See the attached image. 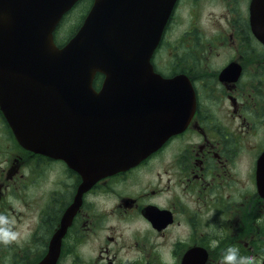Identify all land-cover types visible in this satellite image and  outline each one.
I'll return each instance as SVG.
<instances>
[{"label":"flooded vegetation","instance_id":"1","mask_svg":"<svg viewBox=\"0 0 264 264\" xmlns=\"http://www.w3.org/2000/svg\"><path fill=\"white\" fill-rule=\"evenodd\" d=\"M151 64L190 86L187 126L82 192L0 111V213L22 232L0 264H38L56 234L55 264H219L232 245L264 264V0H178Z\"/></svg>","mask_w":264,"mask_h":264},{"label":"water","instance_id":"2","mask_svg":"<svg viewBox=\"0 0 264 264\" xmlns=\"http://www.w3.org/2000/svg\"><path fill=\"white\" fill-rule=\"evenodd\" d=\"M77 1L0 0V108L21 143L83 176L82 192L182 129L193 99L188 83L145 69L176 0H93L57 47L56 26ZM56 258L57 237L39 264Z\"/></svg>","mask_w":264,"mask_h":264},{"label":"clouds","instance_id":"3","mask_svg":"<svg viewBox=\"0 0 264 264\" xmlns=\"http://www.w3.org/2000/svg\"><path fill=\"white\" fill-rule=\"evenodd\" d=\"M11 199V198H10ZM264 221V216L257 219V223ZM22 239V232L17 224L15 216L0 213V245L10 246ZM219 241L211 240L210 247L216 248ZM164 264H175L171 253L164 258ZM219 264H262L261 260L254 255H243L236 245L227 247L221 254Z\"/></svg>","mask_w":264,"mask_h":264},{"label":"rangeland","instance_id":"4","mask_svg":"<svg viewBox=\"0 0 264 264\" xmlns=\"http://www.w3.org/2000/svg\"><path fill=\"white\" fill-rule=\"evenodd\" d=\"M86 8L87 3L81 2L64 17L55 33L58 44L64 43L73 34L82 17L86 14Z\"/></svg>","mask_w":264,"mask_h":264},{"label":"trees","instance_id":"5","mask_svg":"<svg viewBox=\"0 0 264 264\" xmlns=\"http://www.w3.org/2000/svg\"><path fill=\"white\" fill-rule=\"evenodd\" d=\"M85 1H87V0H85Z\"/></svg>","mask_w":264,"mask_h":264}]
</instances>
